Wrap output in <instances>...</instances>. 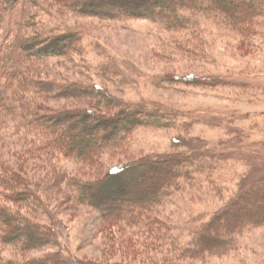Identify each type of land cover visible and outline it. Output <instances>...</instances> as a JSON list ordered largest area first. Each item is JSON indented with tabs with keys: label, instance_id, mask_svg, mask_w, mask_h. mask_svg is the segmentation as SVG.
I'll return each mask as SVG.
<instances>
[{
	"label": "trees",
	"instance_id": "obj_1",
	"mask_svg": "<svg viewBox=\"0 0 264 264\" xmlns=\"http://www.w3.org/2000/svg\"><path fill=\"white\" fill-rule=\"evenodd\" d=\"M44 2L79 16L111 21L149 18L166 32L188 31V46L186 37L173 40L177 49L188 54L197 51L191 44L199 36L195 14L204 12L236 30L242 39L253 34L262 16L254 0H0V25L10 20L14 27L10 38L0 36V131L13 128L22 133L13 141L16 150L8 149L9 138L0 139V264H112L105 259L64 257L51 224L48 208L52 207L53 211L91 210L98 216L96 230L109 235L112 251L119 249L115 248L118 243L133 253L136 248L154 251L164 256L162 264L227 256L239 247L240 236L264 227V181L241 191L211 218L199 217L178 227L165 208L173 196L193 186L196 174L210 179L209 171L200 172V160L170 152L112 165L107 162L106 155L130 149L137 129L175 127L180 125L178 116L126 107L99 85L40 80L44 60L67 58L82 48L77 32L55 34L28 24L31 15L27 11L24 17L25 5ZM180 79L173 81L200 86L217 83L213 76L194 73ZM49 98L76 101L84 107L54 110L39 102ZM172 140L174 146L186 144L181 136ZM2 145L8 148L2 150ZM61 161H71L75 172L61 167ZM43 178L48 180L44 185ZM138 182L146 188L136 189ZM6 248L15 257H5ZM48 248L57 249L32 254ZM123 258L113 264H133ZM140 261L154 264L149 257Z\"/></svg>",
	"mask_w": 264,
	"mask_h": 264
},
{
	"label": "rangeland",
	"instance_id": "obj_2",
	"mask_svg": "<svg viewBox=\"0 0 264 264\" xmlns=\"http://www.w3.org/2000/svg\"><path fill=\"white\" fill-rule=\"evenodd\" d=\"M254 1L262 16L257 18L250 38L242 39L236 30L218 24L204 12V15L195 14L193 18H198L200 23L196 25L199 36L191 43L197 48L193 54L177 49L173 43L174 38L186 37L184 44L188 46V31L172 34L149 18L97 19L79 16L46 2L23 8L24 17L27 11L31 15L28 24L33 29L45 27L44 30L52 29L55 34L71 31L81 35L82 48L78 53L43 61L40 80L55 81L58 85H99L126 107L177 114L180 125L137 129L131 136L130 149L106 155V160L112 165L170 152H181L193 156L197 162L200 160V172L209 171L210 179L203 180L204 173L196 174L193 186L173 196L172 203L165 208L178 227L199 217L211 218L241 191L264 181V0ZM13 31L10 20L1 24V39L10 38ZM188 73L213 76L217 83L200 86L188 85L183 80L173 81L181 80ZM39 102L52 109L84 107L76 101L50 98ZM12 129L0 131V139L9 138L11 144L9 148L2 145V150L18 149L13 141L17 142L15 137L22 133ZM174 136H181L186 144L174 146ZM59 165L75 172L71 161H61ZM41 181L44 185L48 180ZM146 186L138 182L134 187L144 190ZM48 209L64 257L105 259L112 264L121 257H127L133 264H140V260L149 257L154 264H162L161 253L137 248L133 253L118 241L115 248L119 249L112 251L109 235L96 230L98 216L91 210ZM220 222L222 225V220ZM238 243L239 247L227 256L181 264H264V227L250 229L239 237ZM56 249H42L32 254ZM3 253L5 257H15L9 248ZM109 254H112L110 259ZM144 264L150 263L144 261Z\"/></svg>",
	"mask_w": 264,
	"mask_h": 264
}]
</instances>
